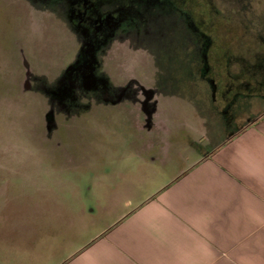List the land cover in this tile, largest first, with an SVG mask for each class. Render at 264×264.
<instances>
[{
  "label": "rangeland",
  "instance_id": "obj_1",
  "mask_svg": "<svg viewBox=\"0 0 264 264\" xmlns=\"http://www.w3.org/2000/svg\"><path fill=\"white\" fill-rule=\"evenodd\" d=\"M215 3L230 17L229 29L264 39V0ZM30 10L25 0H0V264L62 263L128 212V200L136 206L158 193L180 169L142 162L136 145H128L126 122L114 113L99 120L71 121L75 125L68 129L62 121L53 137L48 136L45 87L35 83L26 91L21 82L31 67L43 79L54 80L73 59L76 47L58 17L47 18L37 29L30 22ZM184 38L178 33L168 35L162 53L135 60L140 75L155 84L167 83L169 73L163 70L178 77L175 65L188 64L194 56L190 37ZM232 43L237 46L238 41ZM230 72L236 75V60ZM206 88L203 80L195 87L183 86L184 95L176 103L181 122L194 127L198 142L191 161L226 137L213 129L222 117L213 116L210 108L223 107L219 94L214 92L210 98ZM253 109L263 112L264 101ZM188 149L184 147V154Z\"/></svg>",
  "mask_w": 264,
  "mask_h": 264
},
{
  "label": "flooded vegetation",
  "instance_id": "obj_2",
  "mask_svg": "<svg viewBox=\"0 0 264 264\" xmlns=\"http://www.w3.org/2000/svg\"><path fill=\"white\" fill-rule=\"evenodd\" d=\"M25 2L32 9L29 19L33 26L41 28L47 18L58 17L76 47L73 59L52 81L39 76L24 58L32 71L21 86L28 91L41 83L47 92L49 137L62 121L68 129L75 125L71 121L85 117L99 120L114 113L126 122L128 145H136L142 162L181 166L197 152L198 142L194 127L187 128L181 122L176 103L183 94L182 87H195L198 80L205 82L210 98L214 92L219 94L223 105L210 106L213 116H222L213 129H220L218 132L227 138L217 146L248 127L264 125V111L252 110L264 101V39L245 30L238 34L229 29L230 17L215 0ZM174 33L190 37L194 56L188 64L175 65L178 77L163 70L165 75L169 73L167 83H150L140 75L141 67L134 61L162 53L163 41ZM232 41H238L237 46ZM235 60L236 75L230 72ZM184 147L189 152L184 154ZM113 150L118 151V147Z\"/></svg>",
  "mask_w": 264,
  "mask_h": 264
},
{
  "label": "crops",
  "instance_id": "obj_3",
  "mask_svg": "<svg viewBox=\"0 0 264 264\" xmlns=\"http://www.w3.org/2000/svg\"><path fill=\"white\" fill-rule=\"evenodd\" d=\"M126 204L128 212L59 264H264V125Z\"/></svg>",
  "mask_w": 264,
  "mask_h": 264
},
{
  "label": "trees",
  "instance_id": "obj_4",
  "mask_svg": "<svg viewBox=\"0 0 264 264\" xmlns=\"http://www.w3.org/2000/svg\"><path fill=\"white\" fill-rule=\"evenodd\" d=\"M236 37H237V35H236ZM236 39V38H235Z\"/></svg>",
  "mask_w": 264,
  "mask_h": 264
}]
</instances>
